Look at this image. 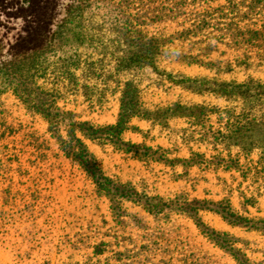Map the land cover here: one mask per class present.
Wrapping results in <instances>:
<instances>
[{"label": "rangeland", "instance_id": "1", "mask_svg": "<svg viewBox=\"0 0 264 264\" xmlns=\"http://www.w3.org/2000/svg\"><path fill=\"white\" fill-rule=\"evenodd\" d=\"M147 38L169 41L148 50ZM26 51L21 87L15 63ZM183 54L201 64L182 62ZM147 56L155 66L142 63ZM126 82L145 110L181 102L211 111L206 127L187 117H134L138 129L107 140L77 131L104 174L138 193L114 203L63 147L71 114L97 126L116 123ZM262 85L264 0H0V264H264L261 231L200 210L209 237L170 202L181 194L213 207L230 199L240 214L264 216V185L253 172L245 180L215 160L208 167L174 160L189 158L190 148L208 160L219 151L241 155L219 131L263 116L264 88L255 89ZM185 129L196 139L207 132L208 141L185 143ZM129 143L156 153L139 157L125 151ZM241 193L257 195L249 213ZM147 199L159 202L157 210ZM217 234L231 247L216 244Z\"/></svg>", "mask_w": 264, "mask_h": 264}, {"label": "trees", "instance_id": "2", "mask_svg": "<svg viewBox=\"0 0 264 264\" xmlns=\"http://www.w3.org/2000/svg\"><path fill=\"white\" fill-rule=\"evenodd\" d=\"M168 39L165 38H147L145 41L146 47L148 50L151 48L159 49L164 43L168 42ZM182 62H185L189 65L192 64H201L199 62L197 56L193 55H186L183 54ZM31 58V53L29 51L24 52L23 56L20 60L16 61L15 63V75L17 80L18 86H23L26 83L24 76L22 75V70L26 68V65H29ZM132 59V58H131ZM134 61V60H130ZM142 63H149L155 66V60L153 56H147L141 60ZM122 62V60H121ZM31 63V62H30ZM210 65V64H205ZM199 85H203L206 80L204 78L196 80ZM237 87L242 88L244 84H236ZM264 88L262 86H256L257 88ZM250 88V86H249ZM121 96L119 98V111L116 123L108 124L105 126H97L91 124L88 121H76L75 116L73 114L72 117L68 118V125H69V136L70 139L67 141L66 145L63 147V150L67 154L68 157L72 158L75 163L81 166V168L87 173L89 177H91L94 183L97 186V191L100 194H104L109 196L111 200L115 203V197H123L127 199H136L138 193L136 192L135 188L131 186V184H117L114 180L107 177L102 168L100 167L97 158L95 155L89 150L87 144L81 138L76 136V132L79 131L84 137L90 138L92 140L102 139L107 140L111 139L116 136H120L127 130L130 129H138L133 127L130 123L134 117H146L148 119H156L159 117H163V119H170V118H178V117H187L190 119L189 122L193 125L206 127L207 122L209 121V114L211 109L204 104H190L185 105L181 102H174L171 103L167 107H158L155 110H145L142 108L139 98L137 87L132 82H126L124 87L122 88ZM250 117V116H249ZM248 116L241 117V120L237 122V127L235 130H232L231 126H227L226 130L227 133H221V141L227 142V145H238L244 159L245 163H241V155L238 154L235 157L231 154H228L227 157L223 156L222 152H217V154L212 155V159L208 160L206 158L205 153L195 152L191 150V156L186 159L181 158H174L177 161H183L188 166L198 165L199 167L210 166L213 164L214 160L217 165L224 166L225 170H230L233 167L237 168L241 171L243 178L246 180L250 173H254V180L255 183L261 185L259 182L260 180L263 181L264 185V114L260 118H249ZM188 130L185 129L184 134L186 135L184 139L185 143H189L190 141L200 140L201 142H207V132L201 133L199 138H195V132H187ZM197 133H200L197 131ZM218 139V138H217ZM233 141V142H231ZM145 147L147 151L144 154H141L138 149L133 150L132 147ZM151 146H144L142 144L137 143H129V147L125 150L126 152L135 151L136 155L142 158H152L154 157L153 154L156 151H152L148 153V150H151ZM258 150V159L253 160L251 158L252 152ZM157 159V158H154ZM165 159V158H163ZM162 160V158H161ZM167 162V159L165 160ZM187 166V167H188ZM260 188L257 189V194L261 195ZM241 197H243V201L241 202V206L244 212L249 213L248 207L249 206H256L258 204L257 195H252L251 197L246 196L244 193H241ZM171 207H175L179 209L180 212L186 213L189 216H192L197 221V224L200 226L201 231L205 233L207 236L211 237L210 233L206 231V226L204 227L202 222L200 224V219L196 217L200 210H210L217 214H219L224 220H226L231 225L241 226L248 229H255L259 230L264 233V216H254V217H247L240 214L230 201V199H224L217 203V207L210 206L213 203L210 200H202L194 198L189 200L187 196L178 195L175 199H171ZM119 201L116 202V206L118 208ZM149 199L145 200V204L149 210L156 209L159 205V202L152 204L150 206ZM149 205V206H148ZM157 210V209H156ZM219 237L212 238L216 244L219 246L226 248L231 247L232 243H229L224 238L220 237L221 234H217Z\"/></svg>", "mask_w": 264, "mask_h": 264}]
</instances>
